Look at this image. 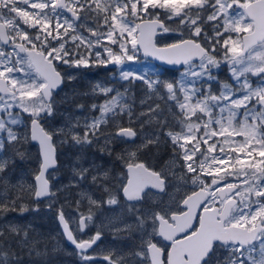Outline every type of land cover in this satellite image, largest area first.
<instances>
[{
	"label": "snow or ice",
	"instance_id": "1",
	"mask_svg": "<svg viewBox=\"0 0 264 264\" xmlns=\"http://www.w3.org/2000/svg\"><path fill=\"white\" fill-rule=\"evenodd\" d=\"M89 20L94 27L88 25ZM209 22L211 35L204 27ZM81 29L90 35L85 36ZM174 30L182 38L158 48L154 37ZM141 51L145 57L181 65V78L166 81L155 70L133 69L129 62H136ZM222 62L228 64L234 83H221L215 94L211 82L218 78L213 69ZM59 65H112L114 79L129 86L141 82L146 90L141 105L152 96L172 102L167 110L179 130L167 117L159 119L163 115L159 104L149 105L139 116L148 117L145 123L155 120L159 129L128 152L127 175L117 176L111 188L102 186L108 205L119 204L122 196L128 212L136 217L143 233L134 253L138 264H165L164 249L153 242L157 236L170 243L166 264H212L219 250L228 253L222 264H264V0H0V181L7 183L3 173L13 162L4 153L12 149L23 160L26 153L17 145L37 142L40 166L35 185H28L27 191L37 203L47 198L49 210L56 193L51 191L46 173L57 165L55 138L66 133L63 127L47 131L42 121L54 115L53 90L63 83ZM251 77L259 83L254 86ZM129 90L120 92L97 83L94 93L116 94L91 106L100 115L83 120V135L72 131L81 126L77 118L68 129L74 144H91L101 136L106 146L117 141L134 143L137 132L117 120L124 114L130 124L134 119L132 105L127 103ZM110 120L116 130L105 133L102 126ZM20 128L26 131H18ZM161 136L171 143L173 162L192 174V189L174 200V208L139 207L145 203L146 189L165 191L168 177L145 163L129 161L149 145H158ZM117 159L125 158L118 155ZM88 171L84 168L77 174L83 179ZM108 176L103 173L105 180ZM98 179L93 175L92 182ZM181 180L187 184V175ZM24 191L21 185L15 197L7 192L0 195V215L15 211ZM88 200L90 206L102 203L90 196ZM80 204L76 202L77 212ZM20 211L27 207L21 205ZM57 218L67 241L80 251L84 264H90L93 257L87 250L101 238V232L79 240L65 219L64 205ZM92 221L91 214H80L76 231L83 232ZM5 228L12 234L21 232L11 222L0 225V238H4L0 239V264H10L13 259L19 264L15 253L10 257L5 250ZM27 237L25 231L20 243H26ZM103 259L108 264H123L122 257L113 259L111 254ZM216 264H221L218 257Z\"/></svg>",
	"mask_w": 264,
	"mask_h": 264
},
{
	"label": "rangeland",
	"instance_id": "2",
	"mask_svg": "<svg viewBox=\"0 0 264 264\" xmlns=\"http://www.w3.org/2000/svg\"><path fill=\"white\" fill-rule=\"evenodd\" d=\"M22 7L27 8V6H23V5ZM87 23L90 27L95 26L91 20H89ZM210 24L211 22L206 24V26ZM34 31L35 30L33 29H29V32L32 34H34ZM80 31L83 32L85 36L90 35V33H88L84 29H81ZM181 38H182L181 32L179 30H174L169 33H163V35L160 38H158L157 44L167 45L177 42ZM102 43L107 44L108 41L102 40ZM99 50L103 51L102 48ZM85 54L87 55V53ZM137 57L138 60L136 62H129L130 66L137 71H140L144 68H147L149 70H155L157 73L160 74V78L166 81H176L181 78V71L183 69L178 71L176 76L175 75L170 76L166 72H164L162 68L153 65L152 63L146 60L141 59L139 53L137 54ZM59 66L61 68L62 75L64 76V78L68 79L69 76L75 78L76 73L71 69V67L67 65H59ZM99 67L103 68L105 71L109 73L107 82H104L102 79H98L97 75H95V79H92L91 77L90 79L92 80L90 81L88 76L83 75L82 77H80L81 71L78 74L79 81L83 82L82 86L86 88L88 87L87 90L88 96L90 97L91 100H94L93 103L89 104L88 106L85 105L82 106V104H85L84 102L85 100L79 99L78 105L75 106L76 104L75 105L73 104L75 101V99L73 98L74 92L73 90L69 91V88L71 87V85L69 84H68V88L63 92V95L59 97L60 99L58 100V109H59L58 112H63L59 114V118L60 119L67 118V119L66 122L62 121L60 125H56V126L52 122H49L47 124L48 131H55L56 129L63 127L65 129L66 135L58 136L55 138L56 141L55 146L59 148L58 150L59 165L56 170L48 174V179L51 182L52 192H55L56 196L59 199L62 198L63 200V203H57L59 206L58 208H60L61 205H64L65 218L71 223H72V218H75L76 223L75 224L72 223L74 225V229L78 228L77 220L80 217V214L87 216L86 211H91L92 213L91 215L93 217L92 223L94 226H96L95 227L96 231L99 230L101 232V235L104 236L108 235L110 237V238H106L107 240V241L105 240L106 244L105 241L103 243L100 242L98 245H96L93 248V250L90 251L89 256L93 257V259L90 261V264H108V262L105 261L103 257L105 255H110V254L112 255L113 259H116L117 257H122L123 264H133L135 258L134 253L136 250V244L132 240L135 239L136 241L137 237L135 238V235H137L139 238V242L136 241V243H140L142 237L141 235L143 233L141 229L137 226L135 215L130 214L128 212L127 205L123 202L122 197H120L121 202L117 205H108L106 203L108 197L104 193L102 186H107L111 188L113 185H115L117 183L116 177L121 174L123 175L125 174L124 167L126 166L125 160L128 159V152L135 151L137 145L146 142L145 141L146 135L155 133L159 129L160 126L155 122V120H153L152 123H145L148 117L139 116V114L142 111L147 110L149 105L155 107L156 104H159L163 111V115L160 116L159 119H163L164 117H167L169 122L175 125V130L177 131L179 130V125L175 124L174 118L168 113L167 110L168 104L172 102H166L164 99H160L156 96H152L150 99L147 100L146 104L141 105L140 101L146 98V90L142 89L140 91V86H142L141 82L136 81L134 84L130 86L131 87L130 89V87H127L126 85L128 82L118 81V79L113 78V73L115 72L114 66L105 67L103 65H92L90 66V72L91 73L94 72V74H97ZM84 68L85 67H80L79 69H84ZM213 75H215L218 78L217 81L211 82L212 91L215 94H219L221 83H225V82L229 84L234 83L231 78L229 66L226 63L222 62L219 68L213 69ZM251 80L254 86L257 83H259L258 78L256 77H251ZM137 82L140 83V85H137ZM97 83H101L107 87H113L114 89L120 92H124L125 88L130 89L129 92L126 93V95L129 97L127 103L132 105L134 112V119L130 124L127 115L124 114L121 117H118L117 120L121 123V125L125 124V127L131 126L137 132V137L134 139V143L132 142L131 144L122 143L119 141L115 142L117 146L118 144L125 145L123 148L119 149L120 151L117 150V148L114 150V148L116 147L115 143H111L112 147L111 144H108L106 146L103 136H101L99 140H94V142L91 144L76 145L71 140L72 133H68V129L71 128L76 123V120L79 117L81 120V126L72 128V131L78 132L80 135H83V131H84V128L82 126L83 120L86 117L91 119L92 117H96L100 115L99 109L97 108L96 110H92L91 106L93 104H97V105L102 104L106 99H109L111 95L116 94L114 91L109 96L106 97L103 94L94 93L93 88ZM133 88H135L136 90ZM76 96H77L76 98L86 97L84 94L80 92L79 94H76ZM65 101L72 102L68 104L73 105L69 107L71 111L68 110L67 112L68 114H65L64 111L65 108H67L66 105L63 109H61V106L64 105ZM76 111H79V113H77ZM82 111H84L85 114L82 113ZM136 117H139V119H136ZM141 125H143V127H141ZM102 127L104 128L103 132L105 133L111 132L112 129H114V131L116 130L115 123L111 120L107 125H104ZM18 131L25 132V128H20L18 129ZM165 131H167V129H165ZM162 138L164 139L163 136ZM61 140H66L67 142L61 143ZM166 144L170 146L169 149L171 150L172 149L171 143L167 142ZM155 146L156 145H150L152 149H155ZM101 149H105V150L101 151ZM146 149L148 148L140 150L137 153V157L129 162H133V163L139 162V160L144 156V154H142L141 152H143ZM30 150H36L38 152L36 148H32ZM88 151L90 152L97 151L98 154L94 153V155L87 158L85 157V153ZM24 152L26 153L25 159L22 160L17 156L20 159V162L22 163L23 161L26 163L29 160L27 151ZM147 152L151 154V152L149 151ZM4 155L12 158L13 156L15 157V155H13L12 149H8L4 153ZM118 155H123L125 159L124 160L117 159ZM175 159H176L175 154L169 152L168 159L162 163V167L158 171V172L162 171L168 177V181H167L168 186L165 189V193L159 195L153 192H149L148 195L145 197V203L142 205H138L139 207L162 209L172 206L174 208L175 207L173 203L174 200H179L180 197H183L186 192L188 193L192 189V185H191L192 174L187 173L186 169H181L177 163H174L173 161ZM105 161H107V165L104 166L103 164L105 163ZM179 163H182V161H180ZM84 168L89 169V171L85 174L84 178L81 179L77 173H79ZM74 169L76 170L75 172L73 171ZM16 170H18V168H16ZM9 172L15 173L13 162L9 164L6 174H8ZM104 172L109 173L107 180L103 178ZM36 173L37 172L32 174L29 168H25L22 171L18 172L17 175L18 178H15L16 180L15 183L12 178H9L4 173L3 176L6 178V180L9 179L13 180V183L9 181L8 184L10 186H13L14 193L15 190H20V186L23 185L25 190L24 194H26V196H29L27 191L28 186L26 184L28 183L29 178H31L30 180L32 182V179L36 175ZM173 173H175V175H173ZM93 175L99 177L96 183L92 182ZM182 175H187V184H185L184 181L181 180ZM241 179H243V177H241ZM5 184L0 182V186ZM81 193H85L86 195L82 197ZM24 194L23 196H25ZM89 196L94 200L101 201L102 202L101 205L98 207L94 205L90 206L88 200ZM77 201H81L78 212L75 210ZM46 203L48 204V200L46 201ZM23 204L27 205V203L17 201V206L19 205L21 206ZM170 214L171 213H169V215ZM47 219H48L47 213L45 214L42 213V221L44 222ZM127 225H131V227H126ZM24 227L25 228H23L22 231L23 235L25 231L27 233L29 230L33 231L32 229L33 225L29 223H25ZM150 230L151 229L149 228V231ZM121 235H124L125 240L123 241L129 243V246H127L125 250L119 247V244L122 242L120 237ZM68 256H71L70 252L68 251L62 252L61 264H66L65 262Z\"/></svg>",
	"mask_w": 264,
	"mask_h": 264
},
{
	"label": "flooded vegetation",
	"instance_id": "3",
	"mask_svg": "<svg viewBox=\"0 0 264 264\" xmlns=\"http://www.w3.org/2000/svg\"><path fill=\"white\" fill-rule=\"evenodd\" d=\"M205 30L211 35V24L209 25V29L207 30V26H204ZM109 67V66H108ZM71 69L76 73L75 78L73 80H68L67 78H64L63 76V84L62 87L57 91L53 92V98L55 101L54 105V115L51 117H47L42 121V125L45 128V130L48 131V123L52 122L55 126L60 125L63 122H66V119H60L59 114L63 112H58V100L60 99L59 97L63 95V92L68 88V84L71 85L69 88V91L73 90L74 96L73 98L75 99L74 105H78L79 99L85 100V104H82V106H88L89 104L93 103L94 100H91L90 97L88 96V87H83L82 83L79 81L78 74L80 72V77L83 75L88 76L89 80L91 81L94 79V76L97 75H106L108 73L105 71L103 68L98 69L97 74H94L90 72V66L84 69H79L75 67H71ZM61 74V68L59 66L58 69ZM77 77V78H76ZM92 77V79H90ZM82 93L86 97H80L76 98V94ZM86 93V94H85ZM68 103L72 102H64V105L61 106V109L67 106L65 108V114H68L69 107L73 106ZM82 110V109H80ZM62 111V110H61ZM79 113V111H76ZM81 112V111H80ZM73 113V112H72ZM84 113V111H82ZM85 114V113H84ZM26 123H29L27 121ZM29 136H30V131H29ZM59 150V148H57ZM9 181L13 183L12 179L7 180V184H5L3 181H0L1 183L5 185L0 186V195L4 194L7 192V194L11 197H15L14 194H12V191H14L13 186H10L8 183ZM52 189V188H51ZM198 190V189H197ZM190 194V191L188 192ZM20 200H32L33 205H30L29 203L23 204L27 207V211L21 212L20 211V205L17 206V210L15 211H8L2 215H0V225H6L9 222L15 224L21 229V232L19 235L9 233L7 228L4 229L7 237V242L11 243V247H8V243H5V250L8 251L9 256H12V253L14 252L16 257L19 258V264H61L62 263V252L63 251H68L71 253V256H68L66 260V264L72 263V264H84L82 255L79 250L75 248V246H70L69 244L66 243L65 238L62 233V229L59 226L58 222V204L57 203H63L62 198L59 199L57 196L55 197V202L56 204L53 206L51 210L48 209L47 206V199L44 201H39L37 203L34 201L32 196H23L22 199ZM91 210V208H90ZM42 213H47L48 219L45 220L44 222L42 221ZM87 215L92 214L91 211H86ZM171 215V214H170ZM80 218V217H79ZM79 218L77 220V225L79 224ZM66 219V218H65ZM67 220V219H66ZM29 223L33 225V231L29 230L28 231V237H27V242L26 243H20V241L24 240V235L22 234L24 224ZM69 226L74 230V235L79 239V240H88L89 237L93 236L96 234V226L93 225L91 222L89 226L83 231L79 232L74 229V225L69 221ZM125 235V234H124ZM124 235H121V240L122 242L119 244V247L122 249H126L127 246H129V243L123 241L125 240ZM143 235V234H142ZM141 235V236H142ZM137 237V238H136ZM106 238H110L108 235L104 236L101 235V238L92 246L91 249L87 250V254L89 255L90 251L93 250V248L98 245L100 242H104ZM136 241L139 242V238L137 235H135ZM4 239V238H0ZM109 240V239H108ZM107 241V240H106ZM105 241V244H106ZM136 244V250L135 253L139 250L141 242L136 243L135 239L132 240ZM154 243H157L158 246H161L164 251L162 254V259H164L165 264L167 260V249L170 247V243L167 241H164L162 237L157 236L154 240ZM101 243V244H102ZM39 253V255H37ZM228 255L226 251L219 250L216 253V256L213 258L212 264H216V258L218 257L219 260L221 261V264L224 260V258ZM139 257L135 256L133 264H138ZM10 264H17V261L15 259L10 261Z\"/></svg>",
	"mask_w": 264,
	"mask_h": 264
},
{
	"label": "trees",
	"instance_id": "4",
	"mask_svg": "<svg viewBox=\"0 0 264 264\" xmlns=\"http://www.w3.org/2000/svg\"><path fill=\"white\" fill-rule=\"evenodd\" d=\"M171 27L176 29V25L175 24H172ZM166 73H169V72L166 71ZM126 85H127V87H130L128 83ZM137 85H140V83L137 82ZM133 89H135V88H133ZM142 89H143V86H140V91ZM103 129L104 128L102 127V131H103ZM111 132H114V129H112ZM115 145H116V143H115ZM17 147L20 148V150L23 151V152L27 151L29 160L26 163L24 161L22 163V162H20V159L17 156H15V157L13 156V166H14L15 173L9 172L8 174H6L7 173V169H8L7 168L6 171L4 172V174L7 175L9 178H12L14 180V183L16 182L15 178H18L17 177L18 172L22 171L25 168H29L31 170V173L33 174V173H35L38 170V165H39L38 153H37L36 150H30L33 147L29 143L21 144V145H18ZM111 147H112V144H111ZM123 147L124 146L118 144V146L116 145L114 150L116 148H117V150H119L120 148H123ZM147 148L148 149H146L143 152H141L142 154H144V156L139 161L144 162L145 164H148V166H150L151 168H153L155 170H159L162 167V163L165 162L168 159V153L169 152L173 153L172 149L171 150L169 149L170 146H168L164 142V139L162 138V136H161V139H160V143L155 146V149H152L150 147V145ZM147 151L151 152V154H149ZM94 153L98 154L97 151H93V152L88 151V152L85 153V157L89 158L92 155H94ZM13 155H14V153H13ZM105 160H106V158H105ZM104 164H107V161H105ZM16 168H18V170H16ZM30 179L31 178L28 179L29 181L26 184L27 186L28 185H33ZM17 183H18V180H17ZM12 193L14 195H18V194H20V190H15V193H14V191H12ZM24 195L26 196V194H24ZM29 196H31V195H29ZM17 201L18 202H23V203H29L30 205H33V201L32 200H29V201L28 200H25V201L24 200H17ZM17 209L18 208L16 206V210Z\"/></svg>",
	"mask_w": 264,
	"mask_h": 264
},
{
	"label": "water",
	"instance_id": "5",
	"mask_svg": "<svg viewBox=\"0 0 264 264\" xmlns=\"http://www.w3.org/2000/svg\"><path fill=\"white\" fill-rule=\"evenodd\" d=\"M160 34H161V33H158L157 36H159ZM157 36H156V37H157ZM156 37H154V43H155V38H156ZM158 48H163V47H158ZM140 56H141L142 58H147V59H149L150 61H153L154 63H156V64H158V65H160V66H162L163 68H166V69L177 70V69L182 68L181 65H169V64H167L166 61H164V60H160V59L155 58V57H151V56H149V57H145L142 51H141V53H140ZM62 84H63V83H62ZM62 84L59 85L56 89H54L53 92H57V91L62 87ZM31 143L34 144V145H37V146H38V151H39V145H38V143H37V142H34V141L31 142ZM55 158H56V151H55ZM56 167H57V165H56L54 168H50V169L48 170V172L51 171L52 169H55ZM126 171H127V167H126ZM48 172H47V173H48ZM47 173H46V177H47ZM34 182L36 183L35 178H34ZM149 189H151V188H149ZM146 190H147V189H146ZM151 190H154V191H157V192H161L159 189H151ZM43 199H45V198H42L41 200H43ZM41 200H40V201H41ZM58 222H59V220H58ZM59 225H60V227H61V229H62V232H63V235H64L63 227H62V225L60 224V222H59ZM64 237H65V239H66V236H65V235H64ZM66 242H67L69 245L75 246V245L71 244V242L67 241V239H66Z\"/></svg>",
	"mask_w": 264,
	"mask_h": 264
}]
</instances>
